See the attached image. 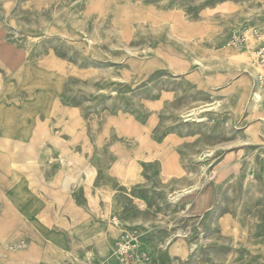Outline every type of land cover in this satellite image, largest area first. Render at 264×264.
<instances>
[{"label": "rangeland", "instance_id": "rangeland-1", "mask_svg": "<svg viewBox=\"0 0 264 264\" xmlns=\"http://www.w3.org/2000/svg\"><path fill=\"white\" fill-rule=\"evenodd\" d=\"M255 28L264 0H0V264H264Z\"/></svg>", "mask_w": 264, "mask_h": 264}, {"label": "built area", "instance_id": "built-area-1", "mask_svg": "<svg viewBox=\"0 0 264 264\" xmlns=\"http://www.w3.org/2000/svg\"><path fill=\"white\" fill-rule=\"evenodd\" d=\"M255 39L257 40L258 44L256 46V64H257V78L261 83H264V30L260 28H255L253 31ZM249 40L248 35L243 33L239 35H234L233 42L238 44L247 43ZM122 250L126 248L125 245H122Z\"/></svg>", "mask_w": 264, "mask_h": 264}, {"label": "crops", "instance_id": "crops-1", "mask_svg": "<svg viewBox=\"0 0 264 264\" xmlns=\"http://www.w3.org/2000/svg\"><path fill=\"white\" fill-rule=\"evenodd\" d=\"M64 31H67V29L66 28H64ZM85 31V30H84ZM83 31V32H84ZM144 61H146V60H144ZM24 69H26V68H24ZM24 75V76H23ZM22 77H23V79H24V81H28L27 83H30V88H35V84L33 83V81H32V77H31V74H27V73H25V72H23L22 73ZM38 86H41L40 84H38ZM40 97V96H39ZM38 97V98H39ZM60 148H71L69 145H67V144H63ZM62 160L64 159L65 160V158L64 157H60ZM63 160V161H64ZM0 183L1 184H3V185H5L6 183H3L1 180H0ZM3 185H0V190H5V188H4V186Z\"/></svg>", "mask_w": 264, "mask_h": 264}, {"label": "bare ground", "instance_id": "bare-ground-1", "mask_svg": "<svg viewBox=\"0 0 264 264\" xmlns=\"http://www.w3.org/2000/svg\"><path fill=\"white\" fill-rule=\"evenodd\" d=\"M257 80H258V78H257ZM257 82H259L260 83V81L258 80ZM260 96V91H257L256 93H255V97H259Z\"/></svg>", "mask_w": 264, "mask_h": 264}]
</instances>
